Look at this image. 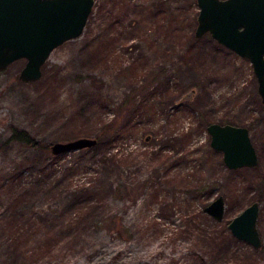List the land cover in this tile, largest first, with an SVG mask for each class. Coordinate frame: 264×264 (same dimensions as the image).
Masks as SVG:
<instances>
[{
    "label": "rangeland",
    "instance_id": "rangeland-1",
    "mask_svg": "<svg viewBox=\"0 0 264 264\" xmlns=\"http://www.w3.org/2000/svg\"><path fill=\"white\" fill-rule=\"evenodd\" d=\"M198 14L196 0H96L83 34L52 51L40 80L20 81L25 59L0 71V210L26 191L8 187L10 180L21 171L28 178L39 175L52 160L54 179L80 170L72 187L97 180L99 192L108 179H119L130 192L109 197L101 215L117 214L123 235L93 228L91 245L80 252L32 264H264V123L257 122L264 120V104L258 81L249 60L209 33L195 36ZM120 105L123 120L135 124L111 149L129 158L121 171L99 172L89 164L87 148L55 157L53 143L96 138ZM208 122L251 125L258 165L229 169L210 144ZM15 129L40 147L12 139ZM83 164L89 168L81 170ZM62 189L51 183L26 191L11 211L35 214L45 234L72 215ZM220 195L226 210L217 221L204 209ZM255 201L259 250L228 227ZM2 220L0 237L7 228Z\"/></svg>",
    "mask_w": 264,
    "mask_h": 264
},
{
    "label": "water",
    "instance_id": "water-1",
    "mask_svg": "<svg viewBox=\"0 0 264 264\" xmlns=\"http://www.w3.org/2000/svg\"><path fill=\"white\" fill-rule=\"evenodd\" d=\"M96 0H0V71L25 59L19 79L42 78V67L54 49L84 32ZM195 36L209 33L219 44L249 60L264 104V0H196ZM191 95L186 96L190 98ZM211 146L223 153L229 169L255 167L258 153L247 126L214 122L207 126ZM95 137H79L51 145L54 155L91 148ZM225 198L218 196L204 209L218 221L225 215ZM260 204L255 201L236 215L228 227L237 239L260 249L257 227ZM137 264H149L139 262Z\"/></svg>",
    "mask_w": 264,
    "mask_h": 264
},
{
    "label": "trees",
    "instance_id": "trees-1",
    "mask_svg": "<svg viewBox=\"0 0 264 264\" xmlns=\"http://www.w3.org/2000/svg\"><path fill=\"white\" fill-rule=\"evenodd\" d=\"M136 95L137 93H135L133 98ZM126 101L125 99L124 102ZM130 102L128 101L127 103L130 105ZM128 110L129 106L126 112ZM122 111H118L115 118L100 129V132L96 135L98 143L91 148H87V151L93 156V160L89 164L101 173H112L115 170L121 171V168L129 160L124 151L117 150L116 152H111V149H116V145L135 127L131 118H126V121L125 119L123 120V117L126 116L125 114L122 115ZM262 120L263 117H259L257 122L261 121L264 123V120ZM208 123L211 124L213 122ZM249 129L252 130L250 127ZM182 135L184 138L187 133H183ZM12 139L24 142L26 145L34 148L40 147L36 139L24 130L15 129ZM62 155H56L55 157L60 158ZM54 163L55 161L52 160L49 164L45 165L48 167L39 171V175L35 174L30 178L25 176L23 171H21V173L10 180L8 187H19L29 192V190L36 189L41 185L51 183L62 185L66 207L73 210L72 215L67 218L65 216L61 223H55L51 229L48 228L47 232L43 234L39 230L40 226L38 224L40 225V222L35 218V214L25 215L24 212L12 213L11 211V208L16 209L20 207L21 199H25L28 196L27 192L25 191L23 194H19L18 197L9 199L8 206L0 210V219L3 218L1 224L4 223V226H7L6 230L3 231V236L0 237V255L3 257L5 264H32L46 256H51L52 258L65 257L73 252L78 253L81 249H84L86 243L91 245L89 239L93 228L97 230L106 228L108 231H114L116 235H123L125 232L121 218L117 214L112 213L105 217H101V215L103 214V210L105 211L109 205V197L121 199L128 196L130 193L128 190L129 186H125L119 179H108L101 184L102 188L99 192H96L98 190L97 180H86L80 184L76 183L75 185L77 186L74 185L72 187L74 184L73 173H78L80 170L69 171L63 174L62 177L59 176L54 179L57 173V169L56 171L54 169ZM51 167L52 169L50 170L49 168ZM80 167L81 170L89 168L87 164H83ZM0 187L3 188L4 185ZM71 187L72 189H70ZM29 195L32 196L33 194L30 193Z\"/></svg>",
    "mask_w": 264,
    "mask_h": 264
},
{
    "label": "flooded vegetation",
    "instance_id": "flooded-vegetation-1",
    "mask_svg": "<svg viewBox=\"0 0 264 264\" xmlns=\"http://www.w3.org/2000/svg\"><path fill=\"white\" fill-rule=\"evenodd\" d=\"M248 128H249V127H248ZM250 134H251V133H250ZM258 161H259V159H258ZM215 199H216V198H215ZM225 203H226V201H225ZM209 204H210V203H209ZM209 204H208V205H209ZM259 204H260V203H259ZM208 205H207V206H208ZM225 210H226V207H225ZM224 216H225V215H224ZM213 218H214V217H213ZM214 219H215V218H214ZM217 221H218V220H217ZM229 223H230V222H229ZM257 227H258V220H257ZM259 233H260V232H259ZM261 239H262V238H261ZM247 243H248V242H247ZM262 244H263V242H262ZM261 247H262V246H261ZM253 248H254V247H253ZM254 249H255V248H254ZM260 249H261V248H260ZM255 250H259V249H255Z\"/></svg>",
    "mask_w": 264,
    "mask_h": 264
}]
</instances>
